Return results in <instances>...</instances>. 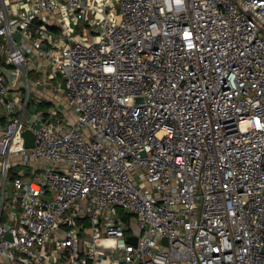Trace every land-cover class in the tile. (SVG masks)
<instances>
[{
	"label": "built area",
	"instance_id": "2783aa9c",
	"mask_svg": "<svg viewBox=\"0 0 264 264\" xmlns=\"http://www.w3.org/2000/svg\"><path fill=\"white\" fill-rule=\"evenodd\" d=\"M1 66L0 264H264V0H0Z\"/></svg>",
	"mask_w": 264,
	"mask_h": 264
},
{
	"label": "water",
	"instance_id": "95a60500",
	"mask_svg": "<svg viewBox=\"0 0 264 264\" xmlns=\"http://www.w3.org/2000/svg\"><path fill=\"white\" fill-rule=\"evenodd\" d=\"M16 38H18V34H16L15 36ZM1 71L5 74L9 84L14 85L15 80L17 78L18 72L15 69H8L5 68L4 66L0 67ZM63 83L61 84V86L63 87ZM21 135L24 138V146L29 148L32 147L34 145V135L32 133V131L28 128H24L21 130ZM128 241L132 244L136 243V237L135 236H128L127 237ZM166 239L163 238V241H165Z\"/></svg>",
	"mask_w": 264,
	"mask_h": 264
},
{
	"label": "rangeland",
	"instance_id": "374dc122",
	"mask_svg": "<svg viewBox=\"0 0 264 264\" xmlns=\"http://www.w3.org/2000/svg\"><path fill=\"white\" fill-rule=\"evenodd\" d=\"M31 96V95H30ZM40 109L42 108V109H44L45 107L44 106H40L39 107ZM60 109H62V110H65V112L66 113H68L69 114V111L64 107V105L63 104H60ZM69 117H70V120H74V117H72L70 114H69ZM21 169L19 168V166H16L15 167V171H17L18 173H20L21 171H20ZM28 170V169H27ZM20 171V172H19ZM29 171V170H28ZM31 172V171H30ZM32 174V173H31ZM10 188H11V180H7V182H6V189H7V191H9L10 190Z\"/></svg>",
	"mask_w": 264,
	"mask_h": 264
}]
</instances>
